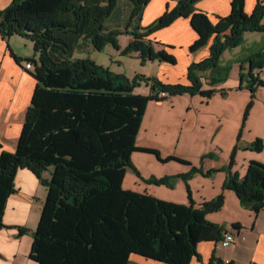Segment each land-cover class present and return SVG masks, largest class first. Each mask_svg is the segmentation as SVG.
<instances>
[{
  "label": "trees",
  "instance_id": "1",
  "mask_svg": "<svg viewBox=\"0 0 264 264\" xmlns=\"http://www.w3.org/2000/svg\"><path fill=\"white\" fill-rule=\"evenodd\" d=\"M150 1L12 0L0 11V35L31 40L38 55V60L28 59L34 65L37 84L16 150L0 151V229L5 227L7 200L17 191L15 177L20 168L30 169L47 189L29 253L35 264H129L131 254L166 264H191L193 258L201 260L200 242H219L223 237L224 226L207 215L223 208L225 190L234 191L241 205L255 214L264 209V163L250 161L244 176L234 169L239 149L260 152L264 148L261 138L241 145L257 89L264 87L258 73L264 67L263 48L245 61L247 74L241 65L237 88H248L250 100L226 166L204 170L192 165L183 174L145 179L132 162L133 152L144 151L161 162L191 165L180 157L163 158L157 149L137 146L147 105L181 94L211 98L220 91L226 95V89L215 88L226 82L231 66L220 65L221 57L240 46L247 32H264V0H258L250 14L245 11L246 0H232L230 13L217 16L216 22L197 11L200 0H177L172 9L144 27L141 21ZM180 17L189 18L198 35L191 52L213 39L209 56L189 65L188 84L165 83L143 74L130 79L90 58L73 57L81 40L90 41L96 50L107 43L119 49L118 36L128 34L132 39L122 54L138 53L143 64L149 60L176 64L173 54L156 50L148 37ZM207 71L211 72L210 87L205 89L203 74ZM141 82L150 86L148 94L135 92ZM49 168L47 179L43 173ZM129 169L149 184L172 188L177 178L183 179L188 203L125 189ZM219 171L226 174L222 192L197 206L188 181L197 174L210 177ZM241 228L238 222L232 224L237 233ZM208 264L233 261L213 257Z\"/></svg>",
  "mask_w": 264,
  "mask_h": 264
},
{
  "label": "crops",
  "instance_id": "2",
  "mask_svg": "<svg viewBox=\"0 0 264 264\" xmlns=\"http://www.w3.org/2000/svg\"><path fill=\"white\" fill-rule=\"evenodd\" d=\"M232 0H200L196 4L197 11L208 14L213 22L217 16H227L231 10ZM258 0H246L245 11L252 13ZM12 0H0V11L10 5ZM177 0H151L143 13L142 26H148L159 18L167 9H172ZM264 23V19H263ZM13 35L4 39L0 35V144L1 149L14 152L25 121L28 107L37 81L32 75L33 69H26L25 63L34 50L31 40L16 39ZM198 35L192 28L189 18L180 17L171 25L152 33L148 39L168 45L167 52L173 54L177 63H160L154 74L165 83L188 84L187 70L192 62H199L210 54V39L207 45L191 52L190 46ZM253 39V41H252ZM251 45L244 47V56L234 57L225 51L221 58L224 64L234 62L239 67L249 55L263 48L262 39L252 38ZM23 42V43H22ZM246 42V39L244 40ZM153 43V42H152ZM154 45V44H153ZM155 47V46H154ZM155 47L156 50H160ZM238 48V47H236ZM234 48V49H236ZM16 56V57H15ZM243 61V62H242ZM241 62V64H240ZM154 63V61H150ZM234 70V69H233ZM232 70V71H233ZM264 79V67L258 71ZM150 75H153L151 73ZM211 72L203 74L204 88L208 89ZM238 84H217L216 89H226V95L216 92L211 98L201 95L181 94L171 96L162 101H150L147 105L141 128L137 136V146L157 149L163 158L174 155L191 162L186 165L174 160L161 162L154 154L135 151L132 162L139 170L142 178L151 176L163 177L179 175L190 170L191 166H202L204 170L226 166L242 125L245 107L250 100V91ZM147 87L144 94L149 93ZM141 93V92H138ZM261 138L264 142V87L256 92L254 104L250 110L241 137V145H247ZM213 153L214 157H208ZM255 160L264 163V148L257 152L241 148L236 153L234 169L241 176L246 173L247 165ZM51 168L43 173L49 179ZM137 176L131 169L125 175L123 187L138 192H147L160 199L175 203H188L187 183L177 178L174 187L149 184ZM225 172L219 171L210 177L197 174L188 185L192 190L196 205L214 198L222 192ZM17 191L7 200L3 223L0 229V264H35L29 258L33 235L38 226L47 189L39 178L28 168H20L15 177ZM225 203L221 210L207 215L213 223L224 226L225 231L232 230L233 223H240L242 228L237 233L236 242L231 251L226 253L219 242L202 241L198 245L201 260L193 258L191 264H208L210 260H232L233 264H264V209L259 214L243 207L236 193L225 190ZM24 230V231H23ZM129 264H166L147 259L138 254H131Z\"/></svg>",
  "mask_w": 264,
  "mask_h": 264
},
{
  "label": "rangeland",
  "instance_id": "3",
  "mask_svg": "<svg viewBox=\"0 0 264 264\" xmlns=\"http://www.w3.org/2000/svg\"><path fill=\"white\" fill-rule=\"evenodd\" d=\"M252 38H255V39L258 38L259 41L262 39V42L264 43V32H247L244 36V39H246V42H243L236 49L234 48L228 49L230 51L229 54L232 55V58L236 56L238 58L239 57L242 58V56H244L246 52L244 50V47L251 45L250 42L253 41ZM16 39H20V41H23L24 38H19V36H17ZM131 39L132 37L130 35L122 34L118 36V45L120 47L119 49L116 48L112 43H107L103 47L102 50L94 49L92 44L88 40L87 41L81 40L80 44L74 51L73 57L74 58H90L93 61H95L98 65L108 68L110 71L116 74L125 75L130 79H133L136 74H143L145 76H155L154 74L157 72L159 68L158 64L165 63V62L154 60L155 62L154 64V63H150V60H149L143 64L141 62V59L138 56V53H132V54H127V55L122 54V50L129 44ZM251 39L252 41H250ZM152 42L155 47L160 46L159 47L160 49L166 50L165 48L169 47L168 45H165V44L159 45L157 42H154V41ZM32 55H34V50L32 52ZM35 59L38 60V55ZM224 61L225 59L221 58L220 65H223V66L231 65L227 80H230V83L232 82L234 84H238L237 85L238 87L240 83V71H241V67H239L240 70L237 68L239 65V62L237 65H233L234 62L232 63L228 62L224 64ZM170 65L174 66L175 64H170ZM248 69H249V64L247 65V68L243 72L247 74ZM151 73H153V75H150ZM147 87L150 88V86H148L145 82H141V84L135 88V92L136 93L141 92L140 94H144L142 91L147 89ZM223 249L225 250L226 253L231 251V247H227Z\"/></svg>",
  "mask_w": 264,
  "mask_h": 264
},
{
  "label": "built area",
  "instance_id": "4",
  "mask_svg": "<svg viewBox=\"0 0 264 264\" xmlns=\"http://www.w3.org/2000/svg\"><path fill=\"white\" fill-rule=\"evenodd\" d=\"M25 68L26 69H33L34 65L31 61H27L25 63ZM237 239V233L235 230H227L224 231L222 239L219 241L220 245L224 248L231 247ZM230 260H224L225 263H228Z\"/></svg>",
  "mask_w": 264,
  "mask_h": 264
}]
</instances>
